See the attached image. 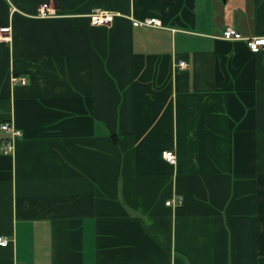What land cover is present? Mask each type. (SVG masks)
Returning a JSON list of instances; mask_svg holds the SVG:
<instances>
[{
	"label": "crops",
	"instance_id": "1",
	"mask_svg": "<svg viewBox=\"0 0 264 264\" xmlns=\"http://www.w3.org/2000/svg\"><path fill=\"white\" fill-rule=\"evenodd\" d=\"M228 27L264 0H0V264H264V48Z\"/></svg>",
	"mask_w": 264,
	"mask_h": 264
},
{
	"label": "built area",
	"instance_id": "2",
	"mask_svg": "<svg viewBox=\"0 0 264 264\" xmlns=\"http://www.w3.org/2000/svg\"><path fill=\"white\" fill-rule=\"evenodd\" d=\"M58 15V11L53 8L49 3H44L40 6L38 11V16L41 18H49L55 17ZM119 16L117 13H113L110 11L102 10V9H94L90 14L91 23L94 26H110ZM133 25L135 27H161L162 23L157 18H149L143 21L132 19ZM9 32V28L0 30V40L7 39L2 36L3 33ZM222 38L225 40H244L247 43L249 49L253 52H257L260 49L264 48V37H253V38H243L241 34L231 28L228 27L223 32ZM177 67L181 69H185L188 67L186 62L179 61ZM12 81L14 83L21 82L22 84H26L27 81L25 79L18 78L16 76L12 77ZM0 131L4 134L1 139V152L4 154H13L16 150V144L18 140L23 136V131L19 129L13 120H7L0 124ZM163 158L171 164L177 163V155L173 151H165L163 152ZM183 203V197L177 196L169 201H167L168 206L180 205ZM11 243V239L6 237H0V246L7 247Z\"/></svg>",
	"mask_w": 264,
	"mask_h": 264
},
{
	"label": "water",
	"instance_id": "3",
	"mask_svg": "<svg viewBox=\"0 0 264 264\" xmlns=\"http://www.w3.org/2000/svg\"><path fill=\"white\" fill-rule=\"evenodd\" d=\"M224 2H226L227 0H223Z\"/></svg>",
	"mask_w": 264,
	"mask_h": 264
}]
</instances>
